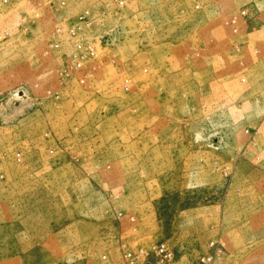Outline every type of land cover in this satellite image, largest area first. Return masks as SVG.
<instances>
[{
	"label": "rangeland",
	"instance_id": "374dc122",
	"mask_svg": "<svg viewBox=\"0 0 264 264\" xmlns=\"http://www.w3.org/2000/svg\"><path fill=\"white\" fill-rule=\"evenodd\" d=\"M208 1L36 0L19 33L34 0L0 15V264L158 241L166 264H264V20ZM80 14L82 40L47 48Z\"/></svg>",
	"mask_w": 264,
	"mask_h": 264
},
{
	"label": "built area",
	"instance_id": "2783aa9c",
	"mask_svg": "<svg viewBox=\"0 0 264 264\" xmlns=\"http://www.w3.org/2000/svg\"><path fill=\"white\" fill-rule=\"evenodd\" d=\"M22 0H0V15L4 14L5 11L11 10L12 7H17ZM48 2V8L57 7L59 9L64 8L68 4V0H46ZM32 8V16H29L30 19L28 21H22V23L15 22L14 24L18 25V33L22 31V29H27L28 25L31 27L34 25L35 21L40 17L41 3L36 4V0L31 3ZM56 9V10H59ZM42 11V10H41ZM89 12V11H88ZM246 11H242L240 15H245ZM24 16L22 18H25ZM82 14H80L75 21L66 24V29L56 28L55 30H49L47 36H49L50 40L53 36H63L66 35V39L75 38L82 40ZM238 16H234L231 18L229 24L231 25L234 32H238ZM22 24H27V26H21ZM27 33V32H26ZM25 33V34H26ZM14 35V34H13ZM14 38L13 36H9L7 32L0 34V39L6 37ZM47 45V48L54 49L58 48L60 43L59 40H51ZM78 49L82 48L81 44L77 45ZM47 53V52H44ZM78 67H80V63H78ZM62 72V70H60ZM62 74V73H61ZM123 216V213H119V217ZM133 217H131V220ZM212 248H215L217 245L214 241L210 243ZM215 255L205 256L202 261H207V264H213ZM174 251L173 249L164 241H158L150 243L146 246H141L136 249L134 248H126L122 252V264H166L170 263L174 260ZM98 264H111L106 254L102 255L100 262Z\"/></svg>",
	"mask_w": 264,
	"mask_h": 264
},
{
	"label": "crops",
	"instance_id": "0c3cea01",
	"mask_svg": "<svg viewBox=\"0 0 264 264\" xmlns=\"http://www.w3.org/2000/svg\"><path fill=\"white\" fill-rule=\"evenodd\" d=\"M217 2V3H216ZM213 1V0H209L208 2H207V7L209 8V9H212V8H214V6L213 5H216V6H220L221 4H219V2H220V0H218V1ZM253 2H255V5H256V8L258 7L259 9H261V14L259 15L260 17H261V19L262 20H264V0H253ZM214 3V4H213ZM212 7V8H211ZM208 9V10H209ZM262 73H264V69H262V71H261ZM80 147V149H79V151H80V155H81V157H82V144H80L79 145ZM259 152H261V154H262V156L264 157V147H263V145H260V147H259V150H258ZM79 162V165L82 167V158H81V160L79 159L78 160ZM262 161H264V160H262ZM62 164V163H61ZM70 164H73V165H75V163H74V160H67V159H65L64 160V162H63V165H61V166H69ZM117 199V198H116ZM121 199V198H120ZM116 205H117V203H113L112 205H110V207L111 206H114V207H112V209H110V210H112V215H114L115 216V211H114V209L116 210ZM116 217V216H115ZM225 262L226 263H224V264H230L229 263V261H227L226 259H225Z\"/></svg>",
	"mask_w": 264,
	"mask_h": 264
}]
</instances>
